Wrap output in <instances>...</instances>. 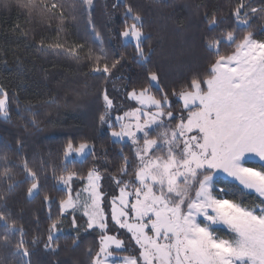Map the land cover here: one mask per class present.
Instances as JSON below:
<instances>
[{
  "label": "snow or ice",
  "instance_id": "obj_1",
  "mask_svg": "<svg viewBox=\"0 0 264 264\" xmlns=\"http://www.w3.org/2000/svg\"><path fill=\"white\" fill-rule=\"evenodd\" d=\"M17 3L28 9L29 16L37 10L35 0ZM148 3L172 7L169 0ZM9 6L10 0H0V7ZM68 7L73 20L86 17L84 43L57 39L45 44L41 39V49L60 50L58 54L77 64L86 63L95 79L107 82L113 70L122 66L124 56L110 55L105 49L93 20L95 0H72ZM111 7L123 9L120 47H134L135 62L146 73L143 84L126 91L135 105L114 118V100L106 88L101 89L104 111L98 117L99 127L107 129L114 143L132 146L131 157L121 154L118 175H111L118 194L103 190V175L95 164L86 173L74 170L89 156L97 158L87 138L78 142L68 138L61 148V166L46 164L41 157L38 170L26 158L13 165L7 154L9 143L4 141L0 184L6 187L0 191V201L6 202L22 183L29 185V202L38 198L43 191L41 176L46 178L49 169L64 195L56 218L48 217L46 239L35 235L30 243L6 203L0 205V264H33L34 248L41 242L45 251L57 253L56 233L63 230L69 215L77 230L72 239L75 249L80 235L77 213L97 235L95 246L87 249L88 264H264V32L257 36L249 22L253 17L264 20V4L255 7L236 0L230 10L235 26L227 28L221 27L226 21L219 9L205 11L202 47L207 57L170 91L161 85L163 66L148 67L154 49L143 8L129 0H116ZM53 9L59 10V37L64 31L65 5L52 3L49 8L44 4L43 11ZM194 14L200 15L199 11ZM177 26L184 31L191 27L183 22ZM16 29L28 37V30L19 24ZM170 97H175V106ZM80 99L78 95L76 100ZM13 102L18 114L22 111L32 117L24 131L28 125L39 129L32 105L21 110L20 101H10L2 86L0 119L11 120ZM44 102L58 103L54 97ZM15 143L19 155L24 144L19 137ZM20 174L25 176L23 181L16 179ZM75 181H81L82 187L74 193ZM248 193L255 198L248 200ZM43 201L49 207L54 203L47 192Z\"/></svg>",
  "mask_w": 264,
  "mask_h": 264
},
{
  "label": "trees",
  "instance_id": "obj_2",
  "mask_svg": "<svg viewBox=\"0 0 264 264\" xmlns=\"http://www.w3.org/2000/svg\"><path fill=\"white\" fill-rule=\"evenodd\" d=\"M72 0H35L37 10L28 15V9L18 5L17 0H10V6L0 7V86L9 93L10 101L18 99L20 109L31 104L32 111L36 113L39 129L24 131L27 121L32 117L23 113L18 114L16 103H11V120L5 122L0 119V153L3 151V142L9 143L8 156L13 165H19L22 158L29 161L31 167L39 169L40 158L46 164L59 168L61 161V148L68 138L78 142L82 137L94 144L97 158L89 156L81 165L77 163L74 170L86 173L96 165L103 175L101 184L103 190L109 194L118 190L111 180L112 174H117L121 164V154L131 157L130 143H114L106 128H100L98 117L104 111L101 98V89L106 88L114 100L113 118L134 106L126 97V91L143 84L145 69L135 62L134 47H120L119 31L123 26V9H113L111 5L116 0H95L93 20L96 24L105 49L110 55L115 53L118 57L123 54L124 59L107 82L95 79L86 63L77 64L65 55L58 54L60 50H42L40 40L45 44L60 42L84 43L87 27L86 17L77 16L73 20L68 5ZM143 8L145 13L146 33L152 37L151 44L154 53L148 67L160 68L163 66L161 85L169 91L178 87L190 70L198 68L207 53L202 47V37L205 33V24L202 22L205 11L211 13L219 9L226 23L223 28L235 26L230 10L235 6L236 0H169L172 7L162 9L152 6L148 0H129ZM255 7L264 4V0H245ZM50 8L52 3L65 5L64 31L57 37L56 27L59 24V10L43 11L44 4ZM201 7L197 10L196 6ZM107 6V8H106ZM199 11L200 15L194 13ZM55 13V15H53ZM170 17V19H166ZM183 22L188 31L177 26ZM253 25L254 33L259 36L264 32V20L253 17L249 21ZM51 23V27H49ZM28 30V37L19 34L16 25ZM240 27H243L241 25ZM147 51V44L145 45ZM117 77L119 79H117ZM82 97L79 101L77 96ZM54 97L57 104H47L44 101ZM175 106V97H170ZM76 101V103H74ZM83 104L77 107L76 104ZM24 119H21V116ZM21 138L24 144L23 152L17 155L16 138ZM35 158V159H34ZM18 171V169H14ZM18 181L25 179L24 174L17 175ZM41 195L29 202L26 190L29 186L22 183L8 198L0 201L6 203L7 211L12 218L23 225L29 243L35 235L46 239V232L51 214L55 219L59 212V199L64 195L63 188L59 187L52 178L51 170L47 177L43 175L40 180ZM6 187L0 184V191ZM82 187L81 181L73 183V191ZM47 192L53 199L51 207L43 201V193ZM246 198H255L254 193H248ZM79 226V246L72 244L76 229L72 228V217L69 215L63 224L62 233L57 236L59 249L57 253L45 251L43 242L34 248L33 264H88L87 249L97 243L95 230L87 229L85 219L76 214ZM3 226L0 224V233ZM19 237H17L18 239Z\"/></svg>",
  "mask_w": 264,
  "mask_h": 264
},
{
  "label": "rangeland",
  "instance_id": "obj_3",
  "mask_svg": "<svg viewBox=\"0 0 264 264\" xmlns=\"http://www.w3.org/2000/svg\"><path fill=\"white\" fill-rule=\"evenodd\" d=\"M130 102H134V104H135V101H131V100H129ZM123 143V142H122ZM128 143H130V142H128ZM59 187H61V188H63V186L62 185H58ZM74 192V191H73ZM75 193V192H74ZM78 215H80L79 213H77ZM84 218V217H83ZM85 220H86V218H84ZM62 233V231L61 232H59V233H56V236H59L60 234Z\"/></svg>",
  "mask_w": 264,
  "mask_h": 264
}]
</instances>
